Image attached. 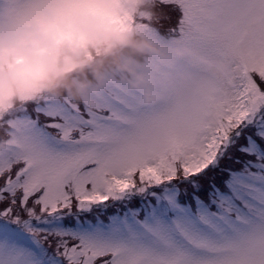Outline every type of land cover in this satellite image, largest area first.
Instances as JSON below:
<instances>
[{
    "label": "snow or ice",
    "instance_id": "1",
    "mask_svg": "<svg viewBox=\"0 0 264 264\" xmlns=\"http://www.w3.org/2000/svg\"><path fill=\"white\" fill-rule=\"evenodd\" d=\"M127 3L0 9L103 16L229 67L181 58L189 75L151 105L112 82L95 108L41 94L0 111V264H264V0H158L160 27Z\"/></svg>",
    "mask_w": 264,
    "mask_h": 264
},
{
    "label": "clouds",
    "instance_id": "2",
    "mask_svg": "<svg viewBox=\"0 0 264 264\" xmlns=\"http://www.w3.org/2000/svg\"><path fill=\"white\" fill-rule=\"evenodd\" d=\"M126 8L146 12L162 26L158 0H128ZM181 58L217 75L229 67L179 39L161 40L103 16H88L73 25L53 9H44L42 19H20L0 9V111L41 94L95 108V94L112 82L136 93L137 103L151 105L162 86L189 75L178 67ZM4 146L0 134V148Z\"/></svg>",
    "mask_w": 264,
    "mask_h": 264
}]
</instances>
